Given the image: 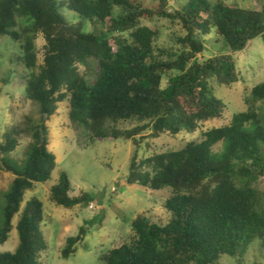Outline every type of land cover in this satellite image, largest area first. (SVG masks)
Returning <instances> with one entry per match:
<instances>
[{"label": "trees", "instance_id": "16d2710c", "mask_svg": "<svg viewBox=\"0 0 264 264\" xmlns=\"http://www.w3.org/2000/svg\"><path fill=\"white\" fill-rule=\"evenodd\" d=\"M67 7L80 19L62 15ZM115 8H120L119 12ZM169 18L183 34L170 47L159 46L158 29L145 23ZM98 26L86 29L87 22ZM212 28L227 47L202 59L203 37ZM18 42L27 73L22 76L25 96L37 103L39 119L27 118L26 128L14 126L0 142V168L13 174L3 193L0 246L13 228L18 244L0 251V264H44L47 243L42 230L44 205L25 194L35 183L50 179L57 167L49 150L47 121L58 104L67 101L68 116L90 140L134 139L145 129L150 136L194 133L202 122L221 119L225 100L212 83L231 86L241 79L234 52L243 50L256 36L264 39V1L259 9L237 2L187 0L182 6L170 0H0V38ZM42 35V61L36 38ZM95 62L98 71L87 81L80 66ZM246 109L228 122L202 131L200 140H188L173 150L153 151L137 160L135 148L126 182L146 189L169 187L164 202L168 222L138 215L131 222L129 241L102 253L101 264H220L224 257L244 264L250 249L264 251V81L245 93ZM119 120H138L131 128H118ZM31 133L25 158L8 160L17 136ZM222 142L221 153L214 146ZM72 182L62 171L52 186L51 200L64 207L87 206L88 193L69 195ZM18 216L16 222L14 219ZM105 214L87 221L101 223ZM86 227L67 237L62 257L77 250Z\"/></svg>", "mask_w": 264, "mask_h": 264}, {"label": "rangeland", "instance_id": "374dc122", "mask_svg": "<svg viewBox=\"0 0 264 264\" xmlns=\"http://www.w3.org/2000/svg\"><path fill=\"white\" fill-rule=\"evenodd\" d=\"M149 4L152 0H143ZM187 0H170V4L182 6ZM216 1V0H211ZM226 3L237 2L241 7L259 9L264 0H221ZM63 16L70 22H77L79 15L63 7ZM116 12L120 8H115ZM158 29L159 36L156 43L159 46L170 47L175 45L174 40L183 34L180 24L169 18H155L144 21ZM88 31H96L98 26L92 22L86 23ZM205 49L199 58L205 59L219 52L227 51L223 39L216 34L214 28L211 33L203 37ZM42 35L36 38L38 60L42 61ZM18 42L4 35L0 38V142L4 140L6 132L12 127L26 128L27 118L34 121L39 119L37 103L27 99L25 83L22 76L27 73L20 56ZM234 57L241 79L231 86L219 85L212 79L217 94L225 100L226 108L221 119H212L202 122L194 133L181 131L172 136L162 133L159 137L150 136V129H145L136 135L140 146L137 147L134 139L124 138H96L90 140L87 133L73 123L69 116L67 101L58 104L55 114L47 121L49 128V144L57 162L50 179L43 183H35L33 189L28 190L22 205L31 196H37L44 205V221L42 230L46 239V249L41 253L44 264H101L98 257L111 248L129 241L133 231L131 222L138 215H145L151 220L166 223L171 214L164 207V202L172 194L169 187L159 190L126 182L132 154L137 147V160L150 155L153 151H167L182 147L188 140H200L202 131L211 127L220 126L228 122L233 113L246 109L243 100L253 85L264 81V39L262 36L253 38L247 46L234 52ZM81 72L87 81H92L98 71V65L90 62L80 66ZM264 115V102L259 103ZM139 124L138 120H119L118 128H131ZM16 149L6 155L8 160L22 161L28 144L31 142V133L22 132L17 136ZM224 144L219 142L214 146V152L221 153ZM2 154L0 153V157ZM62 171L71 179L72 186L69 195L72 197L88 193L93 197L94 208L83 204L72 208L55 204L50 198L52 186L58 180ZM13 174L0 168V225L2 222L3 193L7 191ZM105 214L101 223L87 224L88 220ZM18 216L14 219L16 222ZM81 226L87 232L83 240L77 243V250L67 258L61 252L66 244L67 237L76 235ZM18 244V235L15 228L10 232L8 240L0 246V251H13ZM220 264H234L231 258L224 257ZM244 264H264V251L260 244L251 247Z\"/></svg>", "mask_w": 264, "mask_h": 264}, {"label": "built area", "instance_id": "2783aa9c", "mask_svg": "<svg viewBox=\"0 0 264 264\" xmlns=\"http://www.w3.org/2000/svg\"><path fill=\"white\" fill-rule=\"evenodd\" d=\"M89 207H90V208H94V204L91 202V203L89 204Z\"/></svg>", "mask_w": 264, "mask_h": 264}]
</instances>
